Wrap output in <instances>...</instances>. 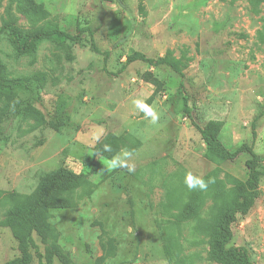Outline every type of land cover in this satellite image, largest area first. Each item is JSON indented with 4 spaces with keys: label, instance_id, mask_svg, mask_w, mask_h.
<instances>
[{
    "label": "rangeland",
    "instance_id": "rangeland-1",
    "mask_svg": "<svg viewBox=\"0 0 264 264\" xmlns=\"http://www.w3.org/2000/svg\"><path fill=\"white\" fill-rule=\"evenodd\" d=\"M36 2L48 19L26 18L22 0H0V28L14 26L23 41L52 29L79 37L20 53L8 33L0 36L8 83L0 89V264H39L21 217L60 168L88 175L93 188L88 196L77 188L73 207L50 209L49 229L33 231L44 264H223L213 242L252 156L205 159L197 127L211 120L224 123L229 151L248 144L258 157L260 197L232 225L229 246L264 264V0ZM134 53L171 54L184 77L142 61L118 73ZM146 73L163 84L151 105L157 124L132 103L155 91ZM125 133L135 171H107L93 149ZM189 171L214 183L189 190Z\"/></svg>",
    "mask_w": 264,
    "mask_h": 264
},
{
    "label": "trees",
    "instance_id": "trees-1",
    "mask_svg": "<svg viewBox=\"0 0 264 264\" xmlns=\"http://www.w3.org/2000/svg\"><path fill=\"white\" fill-rule=\"evenodd\" d=\"M22 6L21 13L30 20L44 21L48 19L50 15L45 6L37 3L36 0H22ZM139 10L144 15L146 14L145 8L142 4H140ZM3 33H8L16 49L20 53L32 50L36 43L42 40L55 38L77 40L79 37L73 36L59 29H52L35 32L26 41H23L18 30L12 25H5L1 27L0 36ZM91 35L93 36V33ZM137 61L148 63L150 66L167 65L172 70L180 74L182 78L184 77L182 70L178 67L177 61L174 60L171 54H168L165 58L159 60H151L139 53H134L127 58L126 64L119 70L118 73H121L127 66ZM2 68L3 65L0 60V89L7 88L8 86V83L4 82ZM143 79L155 87V91L152 96L145 101L151 106L155 100V96L163 89V84L150 73L144 74ZM183 85L184 84L181 82L180 87L183 88ZM186 101L187 99L185 98V102ZM186 112L189 113L187 109ZM223 128L224 123L216 120L209 121L202 128L197 127V130L206 145V153L204 155L205 159L209 161L214 157L236 159L239 155L245 152L249 153L252 156V159L246 162V166L248 168L246 182L234 190L232 194V202L223 212L222 221L216 231L213 242L212 253L213 256L223 264H251L249 253L245 248L229 246V244L233 239L232 225L236 223L239 217L246 216L253 209L256 201L260 197L259 180L261 173L258 169L259 161L252 146H249L248 144L241 145L234 152L229 151L220 140ZM255 128V123H253L252 134L254 139L257 135ZM105 144L112 147V152L104 151ZM128 144V133L120 135L108 134L96 143L93 152L95 156L109 160L121 149H126ZM79 187L83 188L84 196L90 195L93 185L89 181L88 175L75 174L67 169L60 168L51 175L47 176L46 183L42 185L37 200L35 202H30L27 205L24 215L21 217V222L28 228L29 243L38 254L39 264L44 263L43 258L31 236L33 231L37 230L41 226L49 229V226L45 221V217L48 215L47 213L50 209H66L73 207L75 204L70 194L75 193ZM20 199H24V197H21ZM44 211L45 216L40 217L41 213Z\"/></svg>",
    "mask_w": 264,
    "mask_h": 264
},
{
    "label": "clouds",
    "instance_id": "clouds-1",
    "mask_svg": "<svg viewBox=\"0 0 264 264\" xmlns=\"http://www.w3.org/2000/svg\"><path fill=\"white\" fill-rule=\"evenodd\" d=\"M134 107L141 113H143L146 119H149L152 124H157L159 121L158 112L146 103L143 99H134L132 101ZM99 135L94 139L99 140ZM104 151L112 152V147L108 144L104 145ZM133 153L128 149H121L111 159L106 162L107 171L116 169H127L128 172L135 171V164L130 163ZM184 183L189 190L206 191L210 183H214V180L205 181L202 177L194 175L191 171L187 172L184 178Z\"/></svg>",
    "mask_w": 264,
    "mask_h": 264
}]
</instances>
